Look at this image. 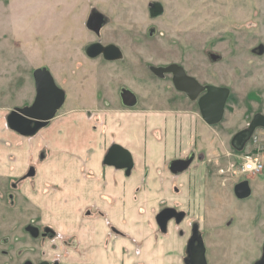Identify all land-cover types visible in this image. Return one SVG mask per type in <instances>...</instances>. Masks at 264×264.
I'll return each mask as SVG.
<instances>
[{"label": "rangeland", "instance_id": "obj_1", "mask_svg": "<svg viewBox=\"0 0 264 264\" xmlns=\"http://www.w3.org/2000/svg\"><path fill=\"white\" fill-rule=\"evenodd\" d=\"M153 1L163 5L157 17L149 15ZM93 12L103 16L98 32L87 27ZM96 40L117 45L122 58L88 57L84 47ZM210 53L219 59L212 60ZM170 63L180 64L202 84L229 87L230 98L219 123L199 122L206 134L192 135L196 156L175 186L161 189L159 202L154 192L148 203L134 205L137 218L129 215L125 220L139 227V239L128 236L119 249L123 227L110 224L98 208L78 202L72 189L43 177V164H48L43 135L52 132L56 116L70 108L124 106L121 87L135 93L138 107L180 105L200 116L196 101L174 91L167 74L162 79L150 69ZM41 66L65 90L66 99L35 135L12 138L6 115L32 101V72ZM256 112L264 114V0H0V145L19 148L24 158L18 161L36 167V175L16 189L7 182L0 186V247L7 249L0 252V264H19L26 257L59 264H141L137 256L148 245L179 256L175 233L187 230L192 220L199 223L209 264H252L264 245V168L245 175L239 169L248 152L258 154L264 164V128H257L241 151L230 141ZM161 160L169 161L168 156ZM242 178L249 179L252 191L238 199L233 184ZM165 205L188 216L179 225L169 222L168 233L160 234L154 216ZM28 222L50 226L56 236L41 242L30 239L23 231ZM93 222L97 238L92 245L88 238Z\"/></svg>", "mask_w": 264, "mask_h": 264}, {"label": "crops", "instance_id": "obj_2", "mask_svg": "<svg viewBox=\"0 0 264 264\" xmlns=\"http://www.w3.org/2000/svg\"><path fill=\"white\" fill-rule=\"evenodd\" d=\"M201 121L204 122L198 113L180 105L70 108L57 115L54 127H51L53 123L49 126L52 132L43 135V145L48 147L45 161L48 164H43V177L60 187L72 189L79 195L78 202L98 208L99 213L108 215L112 223H118L119 218L127 219L129 215L137 218L135 206L148 203L147 199L154 192L155 202H159L161 189L174 187L176 179L185 172L167 175V164L192 150V135L206 134L200 132ZM12 138L16 137L12 135ZM114 143L131 153L133 167L128 175L123 169L103 164L105 153ZM23 156L19 148L0 145V177L21 175L26 160L18 161V157ZM162 156H168L169 161L163 163L161 160V163ZM103 225L107 228L105 223ZM123 226L125 236L118 239L119 249L126 245L128 236L136 235L133 240L137 241L140 235L135 224L125 223ZM89 232L88 241L95 243L97 225L94 222ZM132 251L129 250L131 255ZM140 251L137 257L141 264H165L167 260L177 259L168 248L148 245Z\"/></svg>", "mask_w": 264, "mask_h": 264}, {"label": "water", "instance_id": "obj_3", "mask_svg": "<svg viewBox=\"0 0 264 264\" xmlns=\"http://www.w3.org/2000/svg\"><path fill=\"white\" fill-rule=\"evenodd\" d=\"M163 12V5L158 1L149 3V15L157 17ZM93 20V21H92ZM103 23V16L95 13L89 22V27L98 32ZM85 54L90 58L99 55L105 60H117L122 58L120 48L113 44H102L99 41L88 43L84 47ZM261 52V49L258 50ZM212 60H217V54L210 53ZM151 71L157 76L164 73L173 75V85L176 90L183 92L191 101L197 102V107L202 120L208 125L219 123L224 116L225 105L228 100L230 89L227 86L215 84H202L195 77L188 75L183 66L177 63H171L167 66H152ZM35 85V97L33 102L25 107H17L7 115V126L20 133L22 136H33L41 128L45 127L49 121L55 116L56 111L63 105L65 100V92L58 87L55 80L45 66L37 67L32 72ZM122 103L127 107H133L137 103L135 93L127 88L121 90ZM264 127V114L258 112L254 114L248 126L236 132L232 139L231 145L241 151L245 143L250 139L253 132ZM194 154L191 153L186 159L175 158L169 161L168 168L171 173L178 174L188 168L192 162ZM103 164L123 169L125 174H129L133 167V159L131 153L124 147L114 143L111 144L103 157ZM234 195L239 199H245L250 196L251 188L248 180H242L235 184ZM183 211H178L174 207H165L161 209L155 216L157 225L162 231L166 230L169 220L175 219L176 223H180L184 217ZM28 225L26 228L30 229ZM51 233L50 237L55 235V231L50 227L44 228V235ZM35 234V233H33ZM191 264H207L205 259V246L202 237L199 235L197 251L190 255ZM43 264H49L43 261ZM52 264H59L57 261ZM189 264V263H188ZM255 264H264V257Z\"/></svg>", "mask_w": 264, "mask_h": 264}, {"label": "flooded vegetation", "instance_id": "obj_4", "mask_svg": "<svg viewBox=\"0 0 264 264\" xmlns=\"http://www.w3.org/2000/svg\"><path fill=\"white\" fill-rule=\"evenodd\" d=\"M95 13H97V12H93V13H91V15L88 17V19H87V27H88V29H90L91 31L93 30V29H91L90 27H89V22H90V18L95 14ZM93 21V20H92ZM94 31V30H93ZM95 32V31H94ZM96 34V33H95ZM96 41H99L100 42V40H96ZM92 42H95V41H92ZM91 43V42H90ZM103 44V43H102ZM108 44H110V43H108ZM104 45H106V44H104ZM254 51H255V49H254ZM255 53H257V52H255ZM102 57V56H101ZM218 59H219V56H218ZM108 61H110V60H108ZM112 61H114V60H112ZM171 64V63H170ZM180 65V64H179ZM164 66H167V65H164ZM184 68V67H183ZM185 69V68H184ZM185 72L188 74V75H191V74H189L186 70H185ZM154 74V73H153ZM168 75L169 76V80L171 81V86H172V88H173V90L174 91H176L177 93H180V94H182L183 96H184V98H186L188 101H191L187 96H186V94L185 93H183V92H180V91H178V90H176L175 89V87H174V85H173V82H172V79H173V75L171 74V73H164L163 75H161V76H157L156 74H154L155 76H157V77H159V78H162V79H165V75ZM191 76H193V75H191ZM194 77V76H193ZM197 79V78H196ZM198 80V79H197ZM199 81V80H198ZM56 83V82H55ZM58 87H60L59 85H57ZM61 88V87H60ZM123 88H125V87H121L120 88V91H119V97H120V101H121V103H122V95H121V90L123 89ZM229 88V87H228ZM63 89V88H62ZM127 89H129V88H127ZM230 89V88H229ZM64 90V89H63ZM131 90V89H130ZM64 92H65V90H64ZM230 94H231V90H230ZM230 94H229V97H228V100H229V98H230ZM35 97V96H34ZM65 99H66V93H65ZM33 100H34V98L32 99V101H30V102H27V103H23L21 106H15L13 109H15V108H17V107H25V106H28V105H30L32 102H33ZM228 100H227V102H228ZM65 101V100H64ZM137 101H138V99H137ZM227 102H226V105H227ZM197 103V102H196ZM123 104V103H122ZM226 105H225V108H226ZM13 109H11V110H13ZM11 110L9 111V113L11 112ZM8 113V114H9ZM256 113H258V112H256ZM255 113V114H256ZM7 114V115H8ZM263 114V113H262ZM7 115H6V117H7ZM253 116H254V114H253ZM252 116V117H253ZM252 117H251V119H252ZM6 119V118H5ZM251 119H250V121H251ZM249 121V122H250ZM249 122H248V124H249ZM6 124V128H8L10 131H12V135H18V136H21V137H29V136H22L20 133H18V132H16V131H14V130H12V129H10L8 126H7V123H5ZM248 124H247V126H248ZM246 128V127H245ZM260 128H264V127H260ZM244 129V128H243ZM240 130H242V129H240ZM239 130V131H240ZM238 132V131H237ZM35 135V134H34ZM232 139V138H231ZM231 142V141H230ZM191 153H193L194 154V157H193V159L195 158V156H196V153L194 152V151H189L186 155H184V156H181V157H177V158H182V159H186ZM38 157L39 158H41V159H43V151H39V153H38ZM175 159V158H174ZM172 160V159H171ZM193 161V160H192ZM168 164H169V162H168ZM168 164H167V168H168ZM168 170H169V168H168ZM169 172H170V170H169ZM36 175V167L34 166V165H32V164H28L26 167H25V169H24V171L22 172V174L21 175H19L18 177H13V178H5V179H0V186L1 185H3V184H5L6 182L8 183L7 184V186L8 187H11V188H13V189H16L17 187H18V184L20 183V182H23V181H25L26 179H29V178H32V177H34ZM174 175H176V174H174ZM1 178V177H0ZM8 180H10L9 182H8ZM242 180H248L249 181V179L248 178H242V179H239L238 180V182H240V181H242ZM2 182H4L3 184H2ZM238 182H236V183H238ZM236 183H234L233 184V190H234V186H235V184ZM249 185H250V181H249ZM250 188H251V185H250ZM1 190V189H0ZM252 191V190H251ZM234 193V192H233ZM6 198L7 199H9L10 201H11V199H13V194L11 193V191H8L6 194ZM2 197H3V195H0V203H2ZM236 197V196H235ZM239 199V198H238ZM13 201V200H12ZM199 203V202H198ZM165 207H174V206H172V205H165V206H163L161 209H163V208H165ZM199 207V206H198ZM175 208V207H174ZM197 208V207H196ZM160 209V210H161ZM177 209V208H176ZM198 209V208H197ZM160 210H158V212L160 211ZM178 211H183L182 209H180V208H178L177 209ZM157 212V213H158ZM184 212V217H183V219L181 220V222L180 223H182L184 220H185V218L188 216V213H187V211H183ZM156 213V214H157ZM156 214H155V216H156ZM155 216H154V219H155ZM109 220V219H108ZM171 221H174L175 222V219L173 218V219H171V220H169L168 221V223H167V226H166V230L165 231H162L161 229H160V227L158 226V231L160 232V234H167L168 233V224H169V222H171ZM118 224H120V226L121 227H123V229H124V226H123V224H125L127 221L125 220V218H119L118 219ZM155 222H156V220H155ZM109 223H111L110 222V220H109ZM176 223V222H175ZM180 223H176L177 225H179ZM157 224V223H156ZM28 225H30V226H32L30 229H28V228H26ZM46 226H41V225H37V224H35V223H33V222H28V223H26V225H24L23 226V231H24V233L30 238V239H33V240H37V241H43L44 239H46V238H49V239H52L54 236H56V235H53V237H50V232L49 233H47L46 235H44L43 233H44V228H45ZM33 233H35V234H33ZM55 234H56V232H55ZM177 236H178V238L177 239H179V248H180V250H181V253H180V255L178 256L177 255V259H175V264H191V261H190V255L192 254V253H194V252H196L197 251V246H198V241H199V235L202 237V239H203V243H204V246H205V259H206V263L207 264H209V261H208V258H207V253L209 252L208 251V248H207V246L205 245V242H204V238H203V236H202V234H201V232L199 231V223L198 222H196V221H191L190 222V224H189V227L187 228V230H183V229H177V232L175 233ZM120 243V242H119ZM92 245L94 244V242H92L91 243ZM8 245V244H7ZM8 246H11V245H8ZM5 251H7V249L6 248H1L0 247V252H5ZM17 252H19V250H16ZM220 254L221 253H218L217 255H216V257L217 258H219L220 257ZM264 257V245L262 246V250H261V254H260V257L258 258V259H256L252 264H255L257 261H259V260H261L262 258ZM43 261H47V260H45V259H39L38 261H33L32 259H30V258H24L19 264H43ZM49 264H52L53 262H55V261H47Z\"/></svg>", "mask_w": 264, "mask_h": 264}, {"label": "built area", "instance_id": "obj_5", "mask_svg": "<svg viewBox=\"0 0 264 264\" xmlns=\"http://www.w3.org/2000/svg\"><path fill=\"white\" fill-rule=\"evenodd\" d=\"M264 164L258 154L253 152L245 153L242 156L239 172L242 175L249 173H259L263 170Z\"/></svg>", "mask_w": 264, "mask_h": 264}]
</instances>
